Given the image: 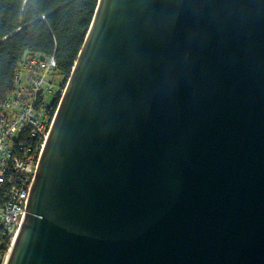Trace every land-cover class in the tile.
Returning <instances> with one entry per match:
<instances>
[{"label":"water","instance_id":"water-1","mask_svg":"<svg viewBox=\"0 0 264 264\" xmlns=\"http://www.w3.org/2000/svg\"><path fill=\"white\" fill-rule=\"evenodd\" d=\"M5 264H264V0H99Z\"/></svg>","mask_w":264,"mask_h":264},{"label":"built area","instance_id":"built-area-1","mask_svg":"<svg viewBox=\"0 0 264 264\" xmlns=\"http://www.w3.org/2000/svg\"><path fill=\"white\" fill-rule=\"evenodd\" d=\"M57 68L55 56L27 53L16 73V91L0 109V243L3 236L10 241L3 264L21 228L56 115L49 107L55 99L50 100L55 93L51 78L59 73Z\"/></svg>","mask_w":264,"mask_h":264},{"label":"trees","instance_id":"trees-1","mask_svg":"<svg viewBox=\"0 0 264 264\" xmlns=\"http://www.w3.org/2000/svg\"><path fill=\"white\" fill-rule=\"evenodd\" d=\"M99 0H0V109L16 91L15 78L29 52L55 56L59 73L70 77ZM58 94L49 107L53 115ZM0 243V264L9 247Z\"/></svg>","mask_w":264,"mask_h":264},{"label":"rangeland","instance_id":"rangeland-1","mask_svg":"<svg viewBox=\"0 0 264 264\" xmlns=\"http://www.w3.org/2000/svg\"><path fill=\"white\" fill-rule=\"evenodd\" d=\"M67 81L68 79L61 73L54 74V76L51 78V82L54 84L55 93L50 95V100H53L58 94H61L62 97Z\"/></svg>","mask_w":264,"mask_h":264}]
</instances>
